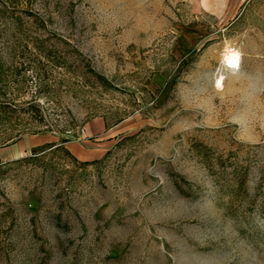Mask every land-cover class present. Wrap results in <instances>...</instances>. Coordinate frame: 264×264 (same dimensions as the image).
Listing matches in <instances>:
<instances>
[{
	"label": "rangeland",
	"instance_id": "1",
	"mask_svg": "<svg viewBox=\"0 0 264 264\" xmlns=\"http://www.w3.org/2000/svg\"><path fill=\"white\" fill-rule=\"evenodd\" d=\"M36 134L0 264H264V0H0V147Z\"/></svg>",
	"mask_w": 264,
	"mask_h": 264
},
{
	"label": "crops",
	"instance_id": "2",
	"mask_svg": "<svg viewBox=\"0 0 264 264\" xmlns=\"http://www.w3.org/2000/svg\"><path fill=\"white\" fill-rule=\"evenodd\" d=\"M106 132H108V130H106L102 119L89 120L81 130L80 138H78L77 141L68 143L70 146L67 147L70 151L81 157H89L94 153L96 155L103 150L102 145L99 146L100 148H93L86 142V140L93 136L102 139V135ZM51 141L53 142V140L44 134L21 137L10 144L0 147V162L20 158L34 148Z\"/></svg>",
	"mask_w": 264,
	"mask_h": 264
},
{
	"label": "bare ground",
	"instance_id": "3",
	"mask_svg": "<svg viewBox=\"0 0 264 264\" xmlns=\"http://www.w3.org/2000/svg\"><path fill=\"white\" fill-rule=\"evenodd\" d=\"M227 55V54H226ZM226 65L229 64H235L238 63V56L235 53H228L227 56H225Z\"/></svg>",
	"mask_w": 264,
	"mask_h": 264
},
{
	"label": "built area",
	"instance_id": "4",
	"mask_svg": "<svg viewBox=\"0 0 264 264\" xmlns=\"http://www.w3.org/2000/svg\"><path fill=\"white\" fill-rule=\"evenodd\" d=\"M236 65H238V63H235V64H229V63H227L226 66H228V67H234V66H236Z\"/></svg>",
	"mask_w": 264,
	"mask_h": 264
}]
</instances>
